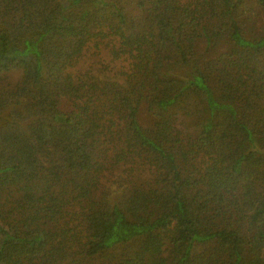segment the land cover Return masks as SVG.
Here are the masks:
<instances>
[{
  "label": "trees",
  "instance_id": "trees-1",
  "mask_svg": "<svg viewBox=\"0 0 264 264\" xmlns=\"http://www.w3.org/2000/svg\"><path fill=\"white\" fill-rule=\"evenodd\" d=\"M263 20L0 0V264H264Z\"/></svg>",
  "mask_w": 264,
  "mask_h": 264
},
{
  "label": "rangeland",
  "instance_id": "rangeland-1",
  "mask_svg": "<svg viewBox=\"0 0 264 264\" xmlns=\"http://www.w3.org/2000/svg\"><path fill=\"white\" fill-rule=\"evenodd\" d=\"M262 23H264V20L261 22V24H262ZM261 24H260V25H261ZM190 121H191V119L188 118V117H187L186 120H185V122H187V123H189ZM145 122H146V120H145ZM190 125H191V123H190L188 126H190Z\"/></svg>",
  "mask_w": 264,
  "mask_h": 264
}]
</instances>
